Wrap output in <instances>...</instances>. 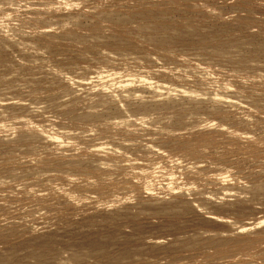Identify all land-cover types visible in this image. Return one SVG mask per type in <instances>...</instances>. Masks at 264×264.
Masks as SVG:
<instances>
[{"label": "rangeland", "instance_id": "obj_1", "mask_svg": "<svg viewBox=\"0 0 264 264\" xmlns=\"http://www.w3.org/2000/svg\"><path fill=\"white\" fill-rule=\"evenodd\" d=\"M262 76L264 0H0V264H264Z\"/></svg>", "mask_w": 264, "mask_h": 264}, {"label": "bare ground", "instance_id": "obj_2", "mask_svg": "<svg viewBox=\"0 0 264 264\" xmlns=\"http://www.w3.org/2000/svg\"><path fill=\"white\" fill-rule=\"evenodd\" d=\"M64 1V0H63ZM98 16V15H97ZM3 21V20H2ZM16 27V26H15ZM22 30V29H21ZM152 30V29H151ZM111 53V52H110ZM118 57V56H117ZM120 58V57H119ZM188 61H190V60H188ZM185 62V61H184ZM134 69V68H133ZM201 70V69H200ZM98 71V70H97ZM111 71V70H110ZM100 72V71H99ZM223 73V72H222ZM102 75V74H101ZM209 75V74H208ZM109 76V75H108ZM107 76V77H108ZM233 76V75H232ZM237 77V76H236ZM262 77H264V76H262ZM106 78V77H105ZM102 79V78H101ZM145 79V78H144ZM148 79V78H147ZM97 80V79H96ZM99 80H100V78H99ZM130 80V82H131V79L128 77V79L126 78V80L124 79V82H126L125 84H127V81H129ZM153 80V79H152ZM101 81V80H100ZM124 82H119V83H124ZM69 84V83H68ZM221 84V83H220ZM101 86L103 85V84H100ZM160 85V84H159ZM163 85H164V83H163ZM221 86V85H220ZM105 87V86H104ZM162 87V86H161ZM164 87V86H163ZM179 87V86H178ZM158 88V87H157ZM156 88V89H157ZM173 89V88H172ZM176 89V88H175ZM179 89V88H178ZM192 89V88H191ZM107 90V89H106ZM186 90V89H185ZM65 91V90H64ZM181 91V90H180ZM183 94H184V92L183 91H181ZM194 92V91H193ZM224 92V91H223ZM115 93V92H114ZM221 93V92H220ZM190 95V94H189ZM212 97L214 96V95H211ZM219 95L217 94L216 95V97H218ZM117 97V96H116ZM215 97V98H216ZM222 97V96H221ZM220 98V97H219ZM222 98H225V97H222ZM8 99V98H7ZM232 99V98H231ZM238 99V98H237ZM225 100V99H224ZM239 100V99H238ZM237 101V100H236ZM26 102V101H25ZM222 102V101H221ZM237 102H239V101H237ZM223 103V102H222ZM255 104V103H254ZM236 105H238V104H236ZM248 105V104H247ZM14 112V111H13ZM91 112V111H90ZM14 117V116H13ZM19 117V116H18ZM26 119V118H25ZM29 122V121H28ZM27 123V122H26ZM214 123V122H213ZM15 124V123H14ZM24 125V124H23ZM227 129V128H226ZM15 130V129H14ZM20 130V129H19ZM63 130V129H62ZM33 132V131H32ZM61 133V132H60ZM64 134H66V133H64ZM55 135V134H54ZM57 135V134H56ZM47 137H51V134L49 135V136H47ZM55 137H56V139L58 138L57 136H54V138H53V136H52V138L53 139H55ZM74 138V137H73ZM57 140H60V139H57ZM56 140V141H57ZM63 140V139H62ZM58 142H60V141H58ZM61 144V143H60ZM148 144V143H147ZM102 148V147H101ZM156 148V147H155ZM117 150H119V149H117ZM155 150V149H154ZM153 151V150H152ZM148 154V153H147ZM106 158V157H105ZM90 159V158H89ZM88 160V159H87ZM132 161V160H131ZM146 162V161H145ZM141 169V168H140ZM76 173V172H75ZM109 175V174H108ZM168 185V184H167ZM187 185V184H186ZM30 189V188H29ZM211 216V215H210ZM217 216V215H216ZM212 217V216H211ZM213 217H215V215H213ZM223 217V216H222ZM216 218V217H215ZM219 218V217H218ZM255 220V219H254ZM227 221V220H226ZM225 221V222H226ZM257 223H263L264 222V216L263 217H260V218H258L257 220ZM229 222V221H228ZM244 226V225H243ZM146 239V238H145ZM74 258V257H73ZM10 264H11V262H10ZM17 264V263H16Z\"/></svg>", "mask_w": 264, "mask_h": 264}]
</instances>
